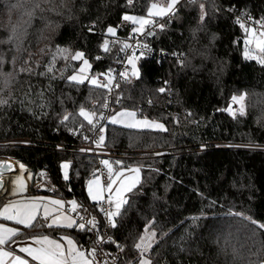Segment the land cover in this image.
I'll return each mask as SVG.
<instances>
[{"label":"trees","instance_id":"obj_1","mask_svg":"<svg viewBox=\"0 0 264 264\" xmlns=\"http://www.w3.org/2000/svg\"><path fill=\"white\" fill-rule=\"evenodd\" d=\"M13 2L0 0V66L15 76L2 91L9 103L0 106V158L25 166L27 190L31 171L39 169L48 172L56 187L52 193L30 187L26 195L76 200L98 214L83 181L99 158L121 161L125 168L140 167L141 172L117 227L108 230L116 243L107 248L120 252L118 264L136 263L139 254L133 245L151 221L157 236L147 255L153 264H261L264 231L254 234V225L229 213L264 223V65L244 58V33L236 23L242 17L253 22L264 18V0H180L174 15L156 18L165 28L156 27L154 36L145 37L152 56L137 61L141 78L119 81L110 106L157 120L167 131L105 122L100 124L103 132L100 127L96 131L104 136L99 157L80 153L82 136L73 138L72 133L82 121L81 105H95L98 114L105 111V91L86 81L70 84L63 77L78 62L59 56L52 73H39L46 72L57 48L70 54L83 51L92 63L91 73L114 68L124 53L119 43L103 53L107 27H116L118 40L127 41L118 29L123 15L146 16L152 3L165 0H134L133 5L127 0H21L18 22L5 16ZM29 11L34 14L25 25ZM93 24L94 32H89ZM12 27L18 29L15 37ZM21 67L31 68V74L20 72ZM161 87H167L163 94L158 92ZM242 94L244 116L234 119L221 111L232 96ZM68 113L75 119L62 122ZM63 162L70 164L68 181L60 172ZM4 200L0 197V206ZM0 221L21 230L16 239L67 236L86 248L93 239L90 232L75 228H24ZM37 223L43 225L40 219ZM117 244L124 246L123 252Z\"/></svg>","mask_w":264,"mask_h":264},{"label":"snow or ice","instance_id":"obj_2","mask_svg":"<svg viewBox=\"0 0 264 264\" xmlns=\"http://www.w3.org/2000/svg\"><path fill=\"white\" fill-rule=\"evenodd\" d=\"M134 0H127L129 5H133ZM180 0H165V6H160L158 3H152L147 9V17L136 16L125 14L122 17L125 24L130 23L133 25L131 32V39L134 44L128 43L126 41H119L117 37V28L109 26L106 29V35L109 38L103 40L101 45L103 53L107 54L111 51L112 47L117 43L120 45V52L130 54L126 56L125 60V70L119 73H115L114 69H107L105 72L99 74H89L92 69V63L86 57L83 51H76L74 54H70L68 49L57 48L54 53H51V61L46 66V72L39 73L40 75H47L54 71V64L57 56L64 60H70L72 62L79 61V68H73V73L70 76L63 77L70 84L83 85L87 81L94 88H102L111 93L114 88H119V81L123 80L125 83H131L132 79L135 78L139 80L141 78V71L137 65V61L145 57L147 52L151 49L148 43L142 42L136 39L139 37L154 36L155 28L158 27L161 31L164 30L165 25L159 24L154 18L171 17L175 14L176 5ZM190 2L195 3L196 0H190ZM12 5H10L11 7ZM35 8H40L39 3H35ZM201 15L200 19L203 21L205 19L206 13L204 11V4H200ZM33 11L27 13L28 20L25 21V25L31 23V18L33 16ZM252 21V18H248ZM238 27L243 30L244 33V58L246 60H254L257 63L264 65V18L255 20L252 23L245 22L244 18H238L236 21ZM258 25V27L254 26ZM95 25L89 27V32H94ZM11 32L13 37H15L18 29L12 27ZM239 43V41H237ZM139 52V55H137ZM175 55V54H174ZM96 60L102 59V56H96ZM3 63V58L0 57V64ZM71 66V65H70ZM20 72L28 71L31 74L32 69H25L21 67ZM103 77V80H101ZM3 86H0V106H7L9 100L5 98L2 94L3 88L7 87L11 81L14 79L13 74H7V77H3ZM115 81V83H114ZM167 85V81L164 82ZM167 87H161L158 92L165 93ZM119 102V98H117ZM236 105L238 107H233ZM101 107L107 109L109 107L108 103L105 102ZM221 111H226L232 118L237 116H244L245 112V95L232 96L231 103L226 109ZM78 116L82 118L78 130L74 132H79L83 135V130L85 127L89 131L95 130L98 127L99 120L107 119L104 117L103 113H97L95 105L92 109H86L81 105L78 109ZM70 119H75V115L72 113L65 114L63 116V121H69ZM112 124H123L128 128H140V129H154L160 131H167L163 123L155 120H149L147 118L137 119V113L135 111L124 110L116 113L110 118ZM99 131L103 132V128L100 127ZM83 138L87 141L89 137L83 135ZM104 142V136L100 135L94 143L97 147H101ZM100 163L106 169V181L102 182L101 176L97 175L96 172L93 173V178L87 181V196L88 198L99 206V211L103 214L107 226L109 228L117 227V218L121 217L126 211L127 205H129V194H133L137 185L140 183V167H129L125 168L123 162L121 161H109L101 160ZM115 165L120 166L118 169L114 168ZM63 169V179L68 181L69 177V163H63L61 165ZM11 169V165L0 163V185L3 183V169ZM21 171H24V165L19 164ZM130 173L131 175H126ZM41 175H44L41 173ZM31 179V176L28 177ZM14 184L13 195H19L26 191L27 186L23 176H17L12 182ZM44 198H33L26 201H16L5 205L0 209V218L6 221H12L15 225H22L24 228H34V227H48V228H77L81 232H95L97 239L94 241L96 245L104 243H116L111 237L104 238L100 234V222L95 216L90 218H85L84 216L79 217L78 222L72 216L67 215L66 212L70 211L72 213H78L82 209V205L76 200H71L68 202L70 207L65 210V202L62 200H50L44 203ZM51 205L52 207H50ZM111 210H108V207ZM65 210V211H61ZM86 211V210H85ZM42 218L47 223L45 225H40L37 223L38 216L41 215ZM229 215L239 216L244 220H247L250 224L254 225L253 230L264 231V223L258 222L250 216H244L242 213H229ZM193 219H199V217H193ZM50 221V222H48ZM155 221L149 222L145 228L142 235L139 236L138 241L134 243L133 247L135 251L139 254L137 264H153L152 259L147 255L156 243L157 233L153 228ZM21 235V230L17 227H8L5 224L0 223V264H99L96 260L97 248L93 247L90 250L84 249L79 246L70 237H61V240H56L50 238L48 235L32 237V244H27L25 246L19 247V253L26 254L21 256L16 254V251L12 248V245L17 244V237ZM66 241V243L62 242ZM117 247L121 252L124 251V246L117 244ZM107 255V254H105ZM30 258V259H29ZM103 264H108L105 260ZM112 264H115L113 260Z\"/></svg>","mask_w":264,"mask_h":264},{"label":"built area","instance_id":"obj_3","mask_svg":"<svg viewBox=\"0 0 264 264\" xmlns=\"http://www.w3.org/2000/svg\"><path fill=\"white\" fill-rule=\"evenodd\" d=\"M245 22L252 23L253 21H249L247 18V19H245ZM254 26L258 27V25H254ZM118 29L124 33V36H126V39H127L126 42L134 44V41L131 39V37H132V32H131L132 26L130 23L125 24V22L122 21L118 24ZM136 39L147 43L145 40V37L137 36ZM149 47L151 49V46H149ZM129 54H130V51L127 53H124L122 58L116 63V66L114 68H112L115 70V73H119V72L125 70V63L124 62L126 60V56ZM137 55H139V52H137ZM149 56H152V49L150 52H147L145 55V57H149ZM145 57H143V58H145ZM97 74H99V73H97ZM101 80H103V77H101ZM114 83H115V81H114ZM103 90L107 94V101L106 102L108 103L109 107L107 109H105V111L103 112L104 117H106L107 119L99 120L97 129L100 127V124L107 122L109 119V113L111 111L110 104H111L112 94L116 90V88H114L111 93H108L107 90H105V89H103ZM233 107H237V106L233 105ZM78 129L79 128H77L76 130H78ZM97 129L92 130V131L81 130V131H83V135H87L89 137V139L87 141L83 138V135L79 134V132H73L72 133L73 138H78V137L82 136L83 142L78 147V150L80 153L86 154V155H95L97 157H99V154L103 153V148L97 147V145L94 143V141L97 140L99 137L96 135ZM101 160H104V159L99 158L97 163L94 165L92 171L90 173H88V175L85 177V179L83 181V187H85V188L87 187V181L89 179L93 178L94 172H96L97 175L101 176L102 182L106 181L107 173H106V169L104 168V166L100 163ZM31 172H32L31 173L32 175L34 174V177L32 178L33 179V187L35 188V190L37 192L52 193L56 190V187L50 183L49 175L47 174L45 169H39L36 172H33V171H31ZM41 173H43L44 175H41ZM63 201L65 202V210H66L70 207V205L68 204V202L70 200H63ZM107 207H108V210H111L110 206H107ZM65 210H62V211H65ZM66 213L73 216V218L76 219L78 222H82V221H79L80 216H84L86 219L90 218L91 216H95L96 219L101 224V227L99 229L100 234L102 236H104L105 239H107V237H110L108 235V230H110L111 228H109L107 226V222L105 221L103 214L99 211V206H98V214L91 213L85 207H82V209H80L78 211V213H72L70 211H67ZM90 233L93 235V239H92L91 245L89 246V250L93 247L97 248L96 260L99 262V264H103V262L105 260L108 261V264H112L113 260L115 261V264H118V258L120 256V252L116 251V252L112 253L110 250H108L107 246H108V244H111V243H104V244L96 245L94 243V241L97 239V236H96L95 232H90ZM105 254H107V255H105ZM263 261H264V258H263Z\"/></svg>","mask_w":264,"mask_h":264},{"label":"crops","instance_id":"obj_4","mask_svg":"<svg viewBox=\"0 0 264 264\" xmlns=\"http://www.w3.org/2000/svg\"><path fill=\"white\" fill-rule=\"evenodd\" d=\"M160 6H165V4H161V3H159V2H157ZM156 19V18H155ZM126 175H131L130 173H127L126 172ZM86 189V191H87V188H85ZM29 191V190H28ZM27 189H26V191L25 192H23L22 194H19V195H0V197H4V201L2 202V204H1V206H0V209H2L5 205H7V204H9V203H11V202H16V201H26V200H30V199H33V198H44V203H47L48 201H50V200H61V199H59V198H55V197H53V196H51V195H46V196H44V197H42L41 195H39V194H37V195H26L27 194ZM43 195V194H42ZM5 196H7V197H5ZM9 196V197H8ZM90 200V199H89ZM63 201V200H62ZM71 201V200H70ZM91 201V200H90ZM91 202H93V201H91ZM94 203V202H93ZM50 207H52L51 205H49ZM62 211V210H61ZM67 215H70V214H68V213H66ZM71 216V215H70ZM73 217V216H72ZM0 219H2V218H0ZM38 219H40L41 221H42V223H43V225H45L47 222L46 221H44L43 219H42V212H41V215L40 216H38ZM3 220V219H2ZM4 221H6V220H4ZM8 222H12V221H8ZM48 222H50V221H48ZM0 223H2V224H5L6 226H8V227H13V226H11V225H9V224H7V223H5V222H2V221H0ZM12 223H14V222H12ZM20 226H22V225H20ZM23 227V226H22ZM75 228V227H74ZM75 229H77V228H75ZM39 236H42V235H39ZM36 237V236H35ZM50 237V236H49ZM61 237H65V236H61ZM61 237L60 238H53V237H50V238H52V239H56V240H61ZM32 238V237H31ZM31 238H25V239H17V244H14V245H12V248L16 251V254H18V255H21V256H25L26 254H24V253H19V251H18V249H19V247H21V246H25V245H27V244H32L33 243V241H32V239ZM71 238V237H70ZM71 239H73V238H71ZM74 240V239H73ZM75 241V240H74ZM62 242H64V243H66V241H62ZM76 242V241H75ZM77 243V242H76ZM84 249H86V250H89V248H86V247H83ZM30 259V258H29ZM32 264H35V262H32Z\"/></svg>","mask_w":264,"mask_h":264},{"label":"bare ground","instance_id":"obj_5","mask_svg":"<svg viewBox=\"0 0 264 264\" xmlns=\"http://www.w3.org/2000/svg\"><path fill=\"white\" fill-rule=\"evenodd\" d=\"M0 163L11 165V169L6 168L2 170L4 172V175L2 178L3 183L0 187V195H13L12 193L14 189V184L12 182L16 179L17 176H23L25 180V173L24 171L20 170V163L18 162H14L11 160H0Z\"/></svg>","mask_w":264,"mask_h":264},{"label":"rangeland","instance_id":"obj_6","mask_svg":"<svg viewBox=\"0 0 264 264\" xmlns=\"http://www.w3.org/2000/svg\"><path fill=\"white\" fill-rule=\"evenodd\" d=\"M165 4V3H164ZM145 17H147V15L145 16ZM155 19V18H154ZM78 62V65H77V68H79V66H80V62L79 61H77ZM72 74H74L73 73V71H71V72H69L68 73V76H70V75H72ZM89 74H97L96 72H94V73H89ZM87 82V81H86ZM235 96H238V95H235ZM230 103H231V99H230ZM229 103V104H230ZM238 107V106H237ZM124 110H126V109H118V110H112L111 109V111H110V113H109V119H108V121L107 122H109V123H111L110 122V118L113 116V115H115L116 113H118V112H121V111H124ZM128 111H131V110H128ZM137 119H144L143 117H141V116H139V115H137ZM155 121H157V120H155ZM159 122V121H158ZM161 123V122H160ZM115 125H119V126H122V127H125L123 124H115ZM125 128H128V127H125ZM132 129H140V128H132ZM148 130H154V129H148ZM154 131H160V130H154ZM102 133V132H101ZM0 160H11V161H14V160H12V159H1L0 158ZM14 162H16V161H14ZM63 163H67V162H63ZM63 163H61V165L63 164ZM61 165H60V172H61V174H62V176H63V169H62V167H61ZM27 169V168H26ZM47 172V171H46ZM24 173H25V182H26V186H27V178H26V170H25V166H24ZM32 173V172H31ZM30 173V176H31V179H30V184H29V188H28V190L30 189V187H33V177H34V174L32 175ZM47 174H48V172H47ZM49 175V174H48ZM87 188V187H86ZM86 193H87V191H86ZM37 194H39V195H41L42 197H44V196H46V195H48V194H44V193H36V194H32V195H37ZM43 194V195H42ZM3 197V196H2ZM5 197H7V196H5ZM9 197V196H8ZM137 257H139L138 255H137ZM138 261V260H137ZM137 261H136V263L135 264H137ZM261 264H264V261H261Z\"/></svg>","mask_w":264,"mask_h":264},{"label":"clouds","instance_id":"obj_7","mask_svg":"<svg viewBox=\"0 0 264 264\" xmlns=\"http://www.w3.org/2000/svg\"><path fill=\"white\" fill-rule=\"evenodd\" d=\"M11 5L12 6L9 7L5 12L6 19H9L10 21L18 22L21 8H22L21 0H14V2ZM0 76L7 77V74L3 72L2 66H0ZM13 77L15 79L14 74H13ZM7 91H9L10 93L11 88H8Z\"/></svg>","mask_w":264,"mask_h":264},{"label":"water","instance_id":"obj_8","mask_svg":"<svg viewBox=\"0 0 264 264\" xmlns=\"http://www.w3.org/2000/svg\"><path fill=\"white\" fill-rule=\"evenodd\" d=\"M2 185H0V187H1ZM28 191V190H27Z\"/></svg>","mask_w":264,"mask_h":264}]
</instances>
